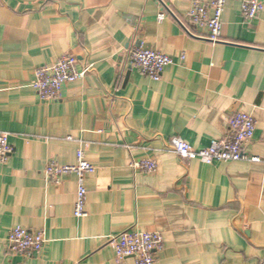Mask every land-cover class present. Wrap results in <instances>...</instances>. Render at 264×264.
Masks as SVG:
<instances>
[{"label": "crops", "instance_id": "1", "mask_svg": "<svg viewBox=\"0 0 264 264\" xmlns=\"http://www.w3.org/2000/svg\"><path fill=\"white\" fill-rule=\"evenodd\" d=\"M191 1L0 0V133L13 147L0 165V264H135L118 263L108 244L128 229L163 235L156 264H264V10L247 21L228 0L212 42L189 24ZM139 47L173 59L159 81L131 67ZM67 54L93 72L59 101L41 100L35 72ZM238 112L256 121L247 153L260 162L207 165L173 152L178 138L210 147ZM81 149L96 171L78 219L76 176L54 184L43 171L74 165ZM148 159L155 173L131 166ZM15 227L48 242L13 254Z\"/></svg>", "mask_w": 264, "mask_h": 264}, {"label": "built area", "instance_id": "2", "mask_svg": "<svg viewBox=\"0 0 264 264\" xmlns=\"http://www.w3.org/2000/svg\"><path fill=\"white\" fill-rule=\"evenodd\" d=\"M242 15L245 20L252 21L259 17L264 10V0H239ZM228 0H192L186 14L189 24L203 29L208 33L207 38L219 42L222 36V17ZM166 14H160L163 21ZM185 59L182 55L181 60ZM132 68L142 75L159 81L166 67L172 65L173 59L163 53L139 47L129 54ZM78 59L70 54L64 55L56 63L37 69L31 87L43 101H59L62 88L66 84L76 83L93 72L94 65L87 64L82 69L77 68ZM256 129V121L252 115L238 112L230 116L227 134L220 140L213 141L210 147L202 150L194 149L181 139H175L173 152L181 159H198L204 164L212 165L217 162H237L249 160L260 162L259 157L249 156L248 145L251 143ZM13 147L7 133H0V165L5 164L12 154ZM142 173H155L158 165L153 160L133 161L131 165ZM96 167L86 159L81 149L77 153L74 165H61L58 162L49 163L43 176L46 182L60 184L66 175L77 178V198L74 215L81 219L87 216L86 204L88 198L87 179L94 174ZM45 233H33L22 227H15L8 238L9 251L13 254L32 256L39 253L47 243ZM108 244L113 249L118 263L133 258L135 264H156L157 254L164 249V238L160 232H147L128 229L117 235L108 237Z\"/></svg>", "mask_w": 264, "mask_h": 264}]
</instances>
